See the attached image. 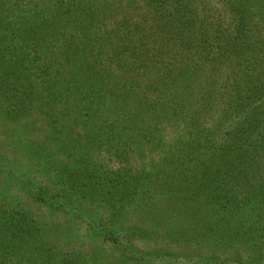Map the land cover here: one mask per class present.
I'll return each instance as SVG.
<instances>
[{
	"label": "trees",
	"instance_id": "16d2710c",
	"mask_svg": "<svg viewBox=\"0 0 264 264\" xmlns=\"http://www.w3.org/2000/svg\"><path fill=\"white\" fill-rule=\"evenodd\" d=\"M263 27L264 4L254 8V0H0V114L32 129L39 109L51 128L43 138L52 143L50 161L70 153L66 140L78 139H69L65 114L92 122L111 150L125 142L132 148L140 135L149 144L158 138L168 155L160 171L180 191L165 185L155 199L144 176L121 173L123 166L77 168L71 157L57 173L91 190L107 209L98 216L49 193L30 170L1 156L0 174L26 190L37 209H58L67 225L70 214L80 217L129 253L136 235L200 247L175 257L178 264H247L241 248L264 259ZM41 145L36 159L43 163L50 152ZM132 217L143 227L122 225ZM12 218L24 234L32 228L43 237L42 226H31L19 208ZM14 240L18 250L26 243ZM209 247L235 255L208 257ZM166 257L133 258L158 264Z\"/></svg>",
	"mask_w": 264,
	"mask_h": 264
},
{
	"label": "rangeland",
	"instance_id": "374dc122",
	"mask_svg": "<svg viewBox=\"0 0 264 264\" xmlns=\"http://www.w3.org/2000/svg\"><path fill=\"white\" fill-rule=\"evenodd\" d=\"M260 3L264 4V0H254V8L259 7ZM231 7L232 5H229V9ZM259 31L264 32V27L259 29ZM203 40L205 39L203 38ZM165 68L167 70L169 67L165 64ZM33 111L38 120H36L32 129L18 128L13 122L0 114V143L1 146L4 145L0 147V156L3 159H7L11 162V166L13 165L19 170L24 168L30 170V174L36 178L37 184L44 187L49 193L59 194L63 197V201L74 203L83 210L81 212H94L98 216H107V209L101 207L102 205L98 202V198L91 197V190L88 188L83 190L80 186L74 185L73 182H65V179H60L57 173L59 166L60 164H67L68 159L71 157H75L76 161L74 164H76L77 168L81 167L87 170L91 168L90 166L95 167L105 164L107 167L105 170L110 172L111 168L116 169L119 166H123L128 170H123L121 173L131 171L130 177L133 178L144 176V188H152L153 193H151L152 195L154 194L153 197L155 199L161 198L160 194L163 192L165 185L167 188L170 187L173 193L180 191L176 187L178 182L173 179L170 181V178L164 176L165 171L164 173L160 171L167 164L166 158L168 155L163 152V147L158 138L151 139L152 141L149 144L147 139L140 135L137 142L132 146L134 149L129 146V142H125L126 145L124 144L120 150H111L106 145L102 146L103 144L99 141L98 127L93 126L92 122L87 125L83 120L74 118L75 115L73 113L65 114L62 123L66 124L65 126H69L66 118L72 122L69 127L72 129L73 135L69 139H73V136H77L78 139L74 141L66 140L64 147L70 153L61 151L55 156L53 161H50L53 159L51 153L52 143H46V140L43 139L45 136L49 137L48 134H51L50 126H47L49 121L47 118H43L42 114L39 113V109L34 108ZM3 124H6V127ZM17 129L21 133H17ZM143 131L144 129L139 134H142ZM154 132L156 133L157 131ZM36 144L38 146L42 144L41 148L45 146L49 150L50 156L42 161L50 166V171L45 170L44 164L37 161L36 157L39 154ZM130 149L134 152L130 153ZM116 151L120 155H117ZM42 153L45 155L46 151H42ZM83 158L87 160L84 161ZM72 164L70 165L71 167ZM157 172L159 174H155ZM171 173L174 174L173 171ZM18 186L19 184L9 178L6 173L0 174V215L2 213L5 215V218L0 221V264H148L142 260H135L133 257L140 255L142 258L153 259L154 255L163 256L165 254L168 257L158 262V264H178L175 261V257L186 253L195 255L200 251V247L195 246V244L172 243L164 238L161 239L155 236L144 241L135 235L131 237L129 242L128 249L130 248V253L126 252L124 245L110 242L100 232L99 227L84 223L80 217H74L70 214L68 218L71 222H68V225L72 229H67V222L61 217L62 213L58 209L46 207H41V210L37 209L39 204H35L25 192L26 190L24 191ZM82 196L86 197V201L82 199ZM17 208L29 216L27 219L31 226L35 225L33 221L37 222V226H42V229H44L41 231L43 237L34 232L35 229L32 228L29 229V233L24 234L18 228L20 221L14 218L9 219L13 215V210L15 211ZM97 220L100 221V219ZM121 221L122 225L126 227L136 225L138 230L139 227H143L142 223L138 222L135 217L129 219L121 218ZM60 223H62V226L58 228L57 224ZM93 227L97 228L98 231ZM75 233H77L76 239L72 242L69 241L67 236ZM38 236L39 239L37 238ZM15 238L26 241L19 250L14 247L16 245L14 243ZM217 249L214 250L209 247L203 250V254H207L208 257L218 255L221 258L235 255L231 249ZM241 252L243 257L249 259L252 264L264 263V259H260L259 256L251 258L250 253L243 248H241Z\"/></svg>",
	"mask_w": 264,
	"mask_h": 264
}]
</instances>
